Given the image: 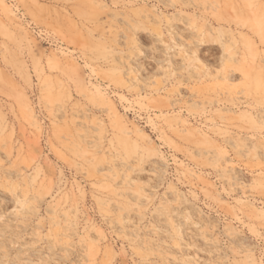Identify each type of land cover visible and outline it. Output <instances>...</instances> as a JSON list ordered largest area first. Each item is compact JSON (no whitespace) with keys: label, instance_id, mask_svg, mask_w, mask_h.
<instances>
[{"label":"rangeland","instance_id":"1","mask_svg":"<svg viewBox=\"0 0 264 264\" xmlns=\"http://www.w3.org/2000/svg\"><path fill=\"white\" fill-rule=\"evenodd\" d=\"M0 264H264V0H0Z\"/></svg>","mask_w":264,"mask_h":264}]
</instances>
